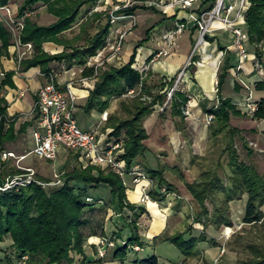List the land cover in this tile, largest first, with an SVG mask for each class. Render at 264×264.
Here are the masks:
<instances>
[{
	"label": "trees",
	"instance_id": "1",
	"mask_svg": "<svg viewBox=\"0 0 264 264\" xmlns=\"http://www.w3.org/2000/svg\"><path fill=\"white\" fill-rule=\"evenodd\" d=\"M16 1L0 0V7ZM97 1L22 0L18 7V17H23L35 5L43 4L46 5L47 11L56 18V21L48 26H39L32 23L30 19H25L20 38L22 43H33L35 55L31 59L23 60L20 64L21 69L25 71L39 67L43 74H47L52 70L50 65L53 63H63L66 69H71L73 66H85L88 59L103 47L110 29L109 21L93 36L88 34L87 23L81 24L79 34L72 40L62 39V35L77 22L83 6L94 5ZM138 9H151L154 13H160L154 8L133 6L120 10L118 14L132 15ZM245 22V31L248 35L247 46L254 47L255 55L260 57L262 53L260 47L264 43V0H249ZM152 30L153 28L148 29L145 38L134 46V51L126 63L110 64L100 70L85 103L80 106L85 114L89 115L93 111L102 114L110 108L113 99L127 96L130 91L136 92L141 89L142 95H148L149 101H143L142 96H138L129 104L122 102L121 110L126 116L120 118L112 114L104 126L112 129L110 140L122 143L124 153L121 157L129 169L133 168L136 160L143 158L147 152L145 141L149 137L144 127V119L151 115L156 105L162 107L167 100L168 91L162 93L160 91L152 95L143 74L133 68L136 51L150 40ZM0 40L2 42L0 49L3 51L9 46L11 34L2 22H0ZM80 41L83 43L79 44ZM47 42L63 47V51L53 55L43 52L42 45ZM230 60L229 57L224 60L217 74V105L207 108L208 100L200 102L202 113L206 116H213L208 126L212 137L216 138L223 134L230 138L225 148L230 170L228 184H224L217 172L210 170L200 174L197 181L186 183V189L192 201L197 205L193 223L200 224L203 227L202 232L197 237L192 235L187 237L183 232H176L172 235L164 233L153 238L152 246L169 243L182 256L188 258L197 254V247L201 243L217 247L216 238L209 236L207 230L211 228L218 233L224 227H233L230 204L246 196L247 201L242 218L243 228L235 236L232 245L241 247L242 251H247L249 257L242 260L237 258L236 264H264V212L262 211L264 174L254 166L241 162L234 147L233 139L238 131L229 129L230 119L231 117H245L246 113L233 105L230 99L219 97L220 90L228 76V69L231 67ZM93 74L92 68H85L82 76L91 77ZM12 75L13 73L6 74L0 89L5 85H12L10 82ZM174 81L173 78L168 86L171 87ZM163 87L164 84L162 89ZM255 89L264 91V80L257 82ZM188 102L189 95L180 90H175L168 102L175 130L182 134L185 132L184 110ZM78 107L77 105V109ZM7 108L8 104L5 99L0 98V161L5 146L15 142L19 135L26 133L34 125L33 120H30V122L21 124L16 131L15 119L17 117L12 121L9 120ZM166 111L165 107L161 114L162 118ZM250 117L258 121L264 120V100L256 104V110L250 114ZM240 139L245 143L242 138ZM244 148L248 150L246 145ZM4 165L5 163L1 164V166ZM165 170L164 166H159L157 169L146 166L144 170L155 184V188L150 191L151 199L155 202L165 199L164 194L161 193L162 188H165L168 193L175 190L174 186L165 179ZM12 172V170L0 172V187ZM207 203L212 206L211 211ZM96 207H99L100 211L112 210L118 215L125 211L129 212L125 219V228L129 231V236L123 244L115 246L114 260L124 261L129 251H134L137 247L138 250L134 253H139L147 247L139 230V220L145 213L144 209L128 201L122 180L116 174L93 166L86 168L80 166L63 174V185L50 193H46L35 184L0 192V245L4 238L9 236L18 257L27 256L28 264H62L63 262L72 264L76 257L85 262L84 244L88 237L97 235L96 230L91 227L95 222L85 214L88 211H94ZM102 225L103 223H99L101 232L103 231ZM87 227L91 228V232L86 236ZM123 231L119 229L116 233L118 239H122ZM230 250L236 253L234 248ZM129 261L128 264H160L159 257L155 254L144 259H130Z\"/></svg>",
	"mask_w": 264,
	"mask_h": 264
},
{
	"label": "rangeland",
	"instance_id": "2",
	"mask_svg": "<svg viewBox=\"0 0 264 264\" xmlns=\"http://www.w3.org/2000/svg\"><path fill=\"white\" fill-rule=\"evenodd\" d=\"M152 1H156V0H98L94 5L87 4L83 6L80 10V14L77 19V22L73 25V27L70 30L66 31L62 35V39L66 41L74 39V37L79 34L80 26L83 23H87V31L90 36L95 35V33L99 30V28L103 27L107 23V21H109L110 23V29L105 37L103 47L100 48L94 56L88 59L86 65L81 67L73 66L71 68L72 70L74 69L75 72L72 75H70V80L76 81L75 83L79 87L87 90L86 88L87 86L79 82V80L83 77L82 73L85 68H92L94 74H97L95 78H91L89 80L90 84L93 83L95 84L101 69L108 67L110 64H116L122 62L121 53L123 50V45L125 43V40L130 41V43H136L135 37L142 34L141 38L144 39L146 31L150 28H153L152 34L156 36L161 35V32L165 28L171 29L173 27V22L166 17V14L162 13L161 11H159L157 7L149 3ZM21 2L22 0H17L15 2V4H17V14H18V7L20 6ZM133 6H139V7L145 6L147 8H154L156 9V11L160 13L158 14L154 13L151 9L148 10L138 9L137 26L135 24L136 27L133 25L130 27L128 32H131V34L127 36L128 32H126L122 44V50L114 57H112V50L110 49V46L115 45L120 35L125 30H127V27L125 26L124 23L125 20L124 21L115 20L114 22H112V16L113 17L134 16V13L132 15L118 14L120 10L125 8H131ZM0 8L5 9L6 13L10 15V10L7 8V6ZM25 19H30L32 23H35L36 25L39 26H48L56 21V18L47 11L46 5L37 4L32 9L27 11L23 17L20 18L16 15L13 18L10 17L5 23H3L11 34V40L9 46L5 50L1 51L0 49V53L4 54V52L7 51L9 47H12L13 54L15 55L17 63L19 65L23 60L31 59L35 55V48L33 43L31 42L22 43L20 38L21 33L25 26ZM165 33L166 32H164V34ZM164 34L162 35V37L164 36ZM188 36H189V32L188 30H185L184 34L181 37L177 38L176 40L177 45L180 46L181 48V51L184 52L188 51V47H189L188 39H187ZM81 43H83V41L79 42V44ZM108 43L110 44V46H108ZM28 44H30V47H27ZM249 48H250V53H255L254 47L250 46ZM263 48H264V44H263ZM42 51L50 55H53L62 52L63 47L53 42H47L42 45ZM99 52H103L101 56L98 55ZM191 62L187 66L185 71L187 70L193 72L194 68L191 66ZM53 64H54L53 65L54 70L58 74L57 79L60 78V75L62 76L65 73V70L67 71L71 70V69H66V66L63 63L62 64L53 63ZM180 73H178L175 76V81L173 85L171 87L168 86L165 91H168L169 93V91L174 87L176 81L178 80ZM182 78H184V74L182 75L181 79ZM145 79L147 85L151 90L152 95H156L160 91H162L161 87L163 86V84L165 87V83H162V81L160 80L150 79L149 81V79H147L146 77ZM216 89H217V85H216ZM177 90H182L180 84H178ZM165 91L163 90L162 92ZM183 92L189 95V99L191 101L188 102L184 110V114L186 117L185 132L182 134L175 130L174 120L171 118L169 113V105H168L169 100L167 93V100L164 106L161 107L159 105H156L153 108L151 115L144 119V127L149 137L148 140L145 141L147 152L145 153L143 158H139L138 160H136L135 166H138L139 169L142 171L145 170L146 166L152 169H157L159 166L166 167L164 177L169 183H171L174 186L175 190L172 191L171 193H168L165 188H162L165 189L164 192H161L162 194H164L165 199L160 202H166V206L168 208L169 206H171L170 203L172 202L166 200L167 198L176 200L180 197H186V198L189 197L188 200H190L189 205H191V208H188V210L186 209V213L192 212V217L190 216L188 218L190 221L193 222L197 205L192 201V198L188 190L186 189V183H193L197 181L199 179L200 174L210 170L217 172V174L221 177L224 184H228L227 179L228 176L230 175V170L227 164L228 159H227V153L225 152V148L228 142H230V138H228L226 135L223 134L218 135L216 138H213L211 132L208 129V126L209 124H211L212 121L208 124L207 116L204 113H202L201 107L198 106V104L196 105V101H201V102L203 101L201 99L198 100V98L195 97L192 91H183ZM138 96H142L141 100L143 101L150 100L147 94L142 95L141 89H138L136 92L134 91L133 94H128L127 96H124L122 98L113 99L109 108L110 110H108L107 112L108 114L107 120L109 119V116H111L112 114H115V116H118L120 118L121 117L124 118L126 114L121 110V103L127 102L129 104L131 100H133ZM79 103L84 104V101L83 102L79 101ZM252 104H253L252 102L245 101V104L236 106L237 108L242 110V112L246 113V115L245 117H231L229 129L231 130L236 129L238 131V134L234 135L233 143L235 149L239 154L240 161L254 166L260 173L264 174V148L261 145V141L258 140L259 139L258 134H260L258 130L259 128H264V123H261L259 127L258 126L259 121L254 120L250 117V114L252 113L251 107L254 106ZM213 105H217V101H214ZM213 105L212 104L210 105L208 102L207 108H210ZM165 107L167 111L164 117L162 118L161 114ZM7 118H9V120L12 121L14 120L15 116L14 117L8 116ZM18 118L19 117L15 119V123L18 120ZM76 118L79 126L82 129H87V130L95 129L96 125H98V123L100 122L99 116H97L96 114H91V115L85 114L82 107H78V109L76 110ZM29 119L30 118L28 117V120ZM105 123L102 125L100 130V133L102 134V138L110 137V134L112 132L111 128L104 127ZM17 128L16 131L19 129ZM29 134L24 133L19 135L15 142L9 143L5 146V151L13 152L16 156H19L21 153L23 154L27 153L32 148L30 144L31 142L29 139L30 138ZM240 138H242L245 143H243V141H241ZM244 145L247 146L248 150L244 148ZM123 153H124V148H123ZM73 158H74L73 155L68 152L60 153V155L57 157L55 161H46L35 158L33 156H29L27 160L23 161L20 165L27 168H33L35 171L34 179H36V181L38 182L46 184V186L45 185L43 186L37 185V186H40L46 193H50L63 185V174L70 172L73 168H78L81 166L77 163V161H74ZM0 162H1L0 172L9 171V170L13 171L11 175H8L5 178V181L8 177H15L23 173L17 168L15 159H10L4 162L3 161ZM4 163L5 165L1 166V164ZM95 168L102 170L99 167H95ZM56 176H58L62 185L61 184L58 185L57 183H55V181L58 180ZM151 182L152 183L150 186V190H153L155 188V184L152 180ZM123 186L125 187L126 192L133 190L135 188H139L140 190V187L133 184L132 181L129 179H127L126 183L123 184ZM140 195H141V191H140ZM235 202L237 203L234 202L232 203L233 204L240 203L239 201H235ZM232 203L230 204V209ZM207 207L209 211L212 210V206L209 203H207ZM262 211L264 212V206L262 207ZM107 212L104 210L100 211L99 207H96L94 211H88L85 214L86 217L88 216L89 218H91V220L95 222V224L91 225V227L96 230L97 235L90 236L88 237V239L92 237L98 238L96 243V248L93 250V256H95L96 259H94L93 261H88L87 256L85 255L86 257L85 262H82V260L79 257H76L74 263L72 264H128L130 262L129 261L130 259H144L153 254V251H151L150 253L148 251L134 253L137 251L134 249V251L128 252L127 257L124 261L114 260L113 251L115 249V246L119 244H123L124 241L121 238L118 239L116 237L117 236L116 233L119 231V229L126 230L125 219L129 213L128 211H125L123 214L118 215L115 214L114 211L112 210L109 211L107 210ZM108 221L109 223L111 222L113 224L112 225L113 231L111 230V232L105 231L106 230L105 226L106 223L108 224ZM99 223H103L102 225L103 235L99 227ZM239 225H240L239 229L235 230L234 233L231 234L229 238L226 239L223 238L222 232L225 227L222 228L220 232L216 233V237L217 239H219L220 243L222 244L221 248L223 247L224 249L234 248L237 253V254L235 253L236 258L242 260V259H247L249 257V254L245 250L242 251L241 247H237V246L234 247L232 245L233 241H235V236L238 233H240L239 231L243 228L242 227L243 224H239ZM234 227L235 225L233 226V229ZM114 230H116L117 232H115ZM90 232H91V228L87 227L85 229L86 236L90 234ZM87 241L84 244V249L86 246L89 247ZM0 248H1L0 264H28L27 256H23L21 258L18 257V253L12 247V240L9 236L4 238V241L1 243ZM171 248H174V246L169 243H164L162 246H160V250L161 253H163V255L169 254V256H171L170 253H173ZM100 250L104 251L102 257L100 256L99 253ZM62 264H68V263L63 262Z\"/></svg>",
	"mask_w": 264,
	"mask_h": 264
},
{
	"label": "crops",
	"instance_id": "3",
	"mask_svg": "<svg viewBox=\"0 0 264 264\" xmlns=\"http://www.w3.org/2000/svg\"><path fill=\"white\" fill-rule=\"evenodd\" d=\"M7 8L10 10V15L6 13L5 9L0 8V22L2 23H5L10 17L13 18L17 15V4H9L7 5ZM166 17L174 23V19L172 17H169V15H166ZM137 21L138 11H135L134 20L128 19L124 21L125 26L127 27V32L132 25L135 26L136 24L137 26ZM188 28L190 29L188 30L189 36L187 37L189 47L186 52L181 51L180 46H178L176 42L177 38L181 37L184 32L174 39L172 46L170 47H168L162 39L164 32L168 31L170 28L163 29L161 35L159 36L152 34L151 31L150 40L143 46L139 47L136 51L133 68L142 73L144 77L149 79V81L150 79H154L165 83V87L163 89L161 87L162 91L167 89L168 84L172 81V79H175V76L186 66L188 58L193 50L196 40V32L191 28V25H189ZM129 34H131V32H128L127 36ZM141 35L135 37L136 43H130V41L125 40L121 53L122 62L120 63L123 64L128 61L134 51V46L143 39L141 38ZM230 44L231 36L229 33L224 31L217 32L216 34L207 37L206 42L198 48L192 59L191 66L194 68L193 72L186 70L184 78H182L179 82L182 88L180 91H192L198 100H208L209 104L213 105L214 101H218V94L215 85V81L218 80L217 74L224 63V60L229 57L231 59V67L228 69V76L226 77L220 90L219 97L222 99H230L235 106L243 105L245 104V101L252 102V105L256 106L259 101L264 100V91H258L255 89V84L264 80V43L260 47L262 52L260 57H257L255 53H250V49L248 48L249 46H247L249 58L239 65V70L236 69L239 61L238 56L236 53L226 50ZM1 45L2 42L0 40V47ZM160 51H167L168 55L156 58V54ZM5 52L4 54L0 53V85L5 79L6 74L13 73L10 79L12 85H5L2 89H0V98H4L8 104L7 115L10 117H19L15 123V128H17V126L19 128L21 124L30 122V119L28 120L27 116L33 109L37 91L40 87L46 84L47 80L44 78L39 67L30 68L25 71L22 70L20 65L17 63L15 55L13 54L12 47H9ZM149 59H151V61L148 62ZM53 65L54 64L50 65L52 69H54ZM212 69L214 70V75L209 81L208 72L209 70L212 72ZM74 72V69H71L70 71L65 70V73L62 76L60 75V78L57 79V83L63 87L64 84L70 80V75ZM235 85H237V88H235ZM74 93L77 96V105L80 107L83 103H79V101H84L85 103L89 90L82 89L76 85L74 87ZM189 102H191L190 99ZM200 102L201 101H196V105L198 104V106H200ZM108 110L105 112H108ZM91 114L99 116L101 122V116L103 113L98 114L93 111L89 115ZM261 123H264V120H260L258 122L259 127ZM32 128L33 126L26 132L27 134L30 133L29 139L31 146ZM258 131L260 132V134H258L259 136L257 135L259 138L258 140L261 141V145L264 148V128H259ZM21 155L24 154L21 153L19 156ZM126 195L129 202L140 206L145 211L139 220V230L140 236L143 242L147 244V247L139 252L148 251L150 253L153 251V254L159 257L160 264H236V254L230 249L225 248V253H221L222 244L219 239H217L216 232L211 228L207 230V233L209 236L216 238L218 243L217 247H212L207 243H201L198 245L197 254L194 257L188 258L182 256L175 247L171 248L173 251V253H170L171 256H169V254L163 255V253H161L160 246L164 243L156 247L152 246L153 238L164 233L172 235L176 232H183L187 237L189 235L197 237L202 232V226L189 220L188 217H192V212L186 213V209L188 210V208H191V205H189L190 200H188L189 197H180L176 200L167 198L166 200L172 202L170 203L171 206L167 208L166 202H155L151 200L145 204L140 203L141 195L139 188L127 191ZM246 201L247 198L243 197L242 200L239 201L240 203L238 202L239 204L232 203L231 218L233 226L242 224ZM110 223L109 221V225L106 223L105 231L111 232L113 229V224ZM114 231L117 232L116 230ZM128 236L129 231L126 229L122 232V240L125 241ZM97 240V237H92L87 241L89 247L86 246L84 252L88 261L96 259V257L93 256V250L96 248Z\"/></svg>",
	"mask_w": 264,
	"mask_h": 264
},
{
	"label": "built area",
	"instance_id": "4",
	"mask_svg": "<svg viewBox=\"0 0 264 264\" xmlns=\"http://www.w3.org/2000/svg\"><path fill=\"white\" fill-rule=\"evenodd\" d=\"M149 3L174 19L173 27L166 31L163 36L168 47L172 46L177 36L185 30H190L189 25L196 32L193 50L174 87L169 91L168 100L171 99L172 93L177 90L185 69L192 61L198 48L206 42L207 37L220 31L230 34L231 44L226 50L232 51L238 56L237 70L240 69L239 65L249 58L248 35L245 31V12L249 6V0H156ZM126 19L134 20V16H112V22ZM126 32L127 30L120 35L115 45L110 46L108 43L112 50V57L122 50ZM27 47H30V44ZM102 53L99 52L98 55L101 56ZM167 55V51H160L156 54V58ZM43 76L47 82L37 91L33 109L28 114V117L34 122L31 132L32 148L21 156H16L9 151L1 153V161L15 159L17 168L23 173L15 177H8L0 187V192L27 187L30 184L46 186V184L34 179L35 171L33 168L23 167L20 164L29 156L46 161H55L60 153L65 151L72 154L74 161H77L83 168L93 166L111 171L122 180L123 184L126 183L127 179L131 180L133 184L140 186V203L145 204L151 201L150 186L152 182L146 173L140 170L138 166L127 169L121 157L123 155L122 143L112 141L109 137L102 138L100 130L102 124L107 121V112L102 114L101 122L95 129H82L76 118L77 96L74 93L76 81L69 80L63 87L60 86L56 80L58 74L54 69L43 74ZM96 76L97 74L91 77L83 76L79 82L86 85L87 90H90L94 83L90 84L89 80ZM217 82L218 80L215 81V85ZM133 93L134 91H130L128 94ZM255 110L256 106H252L251 111L254 112ZM212 120L213 116L208 115L207 123L209 124ZM56 177L58 180L55 183L62 185L58 176ZM164 190L162 189L161 192ZM239 227L240 225H236L234 229L233 227H225L222 232L223 238H229ZM135 250L138 248L136 247ZM103 252L102 250L99 252L101 257ZM221 253H225L224 247L221 249Z\"/></svg>",
	"mask_w": 264,
	"mask_h": 264
},
{
	"label": "bare ground",
	"instance_id": "5",
	"mask_svg": "<svg viewBox=\"0 0 264 264\" xmlns=\"http://www.w3.org/2000/svg\"><path fill=\"white\" fill-rule=\"evenodd\" d=\"M215 66V65H214ZM213 70V69H212ZM206 72H208V71H206ZM209 81L211 80V78H212V76L214 75V70L212 71V72H210V70H209Z\"/></svg>",
	"mask_w": 264,
	"mask_h": 264
}]
</instances>
